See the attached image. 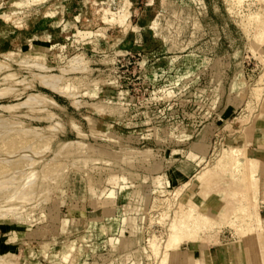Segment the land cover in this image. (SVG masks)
<instances>
[{
	"label": "rangeland",
	"instance_id": "374dc122",
	"mask_svg": "<svg viewBox=\"0 0 264 264\" xmlns=\"http://www.w3.org/2000/svg\"><path fill=\"white\" fill-rule=\"evenodd\" d=\"M238 2L0 0V264H156L179 172L214 165L228 96L239 122L264 80V0Z\"/></svg>",
	"mask_w": 264,
	"mask_h": 264
},
{
	"label": "bare ground",
	"instance_id": "6f19581e",
	"mask_svg": "<svg viewBox=\"0 0 264 264\" xmlns=\"http://www.w3.org/2000/svg\"><path fill=\"white\" fill-rule=\"evenodd\" d=\"M242 2H243V0H242ZM241 3L238 2V4H241ZM262 36L263 35L261 34V37ZM66 70H68V69L66 68ZM69 70L74 71L75 70L74 65H73V69H69ZM39 76L42 77L41 74ZM51 77L55 78L53 76H51ZM46 78H48V77H46ZM46 78L45 77L42 78L43 79L41 81L42 83L41 82L40 83L44 84L45 86L50 87L53 90H56V83H55L56 78L51 79V81L50 80L46 81ZM49 78H50V76H49ZM259 78H261V76ZM259 80L257 81L256 84L251 86V88L249 89L248 99L246 100L244 107H243V110L248 112V114H245V113L243 114L245 119H243L244 117L242 119H240L239 120L240 123H245V122L251 120L252 117H254V116H252V114H253L252 111L255 109L256 101L259 100L260 103L262 101L263 97H261V90L264 87L263 86L264 80H262V82H261V79H259ZM237 83L234 82L233 84L236 85ZM39 96L41 97V95H39ZM32 98H35V100H38L39 97L37 96V98H36L33 95ZM42 98L43 97H41V99H39V100H42ZM48 99H50V98H48ZM29 101H30V99H27L25 102L27 103ZM52 102H54V100H52ZM20 104L21 103H18L19 106H20ZM13 105L14 104H12V107H13ZM21 105H23V103ZM4 107L6 108L7 106L5 105ZM14 107H16V106H14ZM76 107H77V105H76ZM7 109L10 110L12 108L7 107ZM12 110H14V109H12ZM88 117H89V115H88ZM257 118L260 121H264V103H263L262 109H261L260 113L258 114ZM255 121H256V119H255ZM77 130H79V128ZM74 144H75L74 142H67L64 145L67 147V146H73ZM81 146H84V145H81ZM246 147H245V145L244 146H233V145H231L229 147H223L221 150H219L220 154L217 153L219 155L215 159V162L213 163L214 165L212 167H208L210 165L207 164L208 166H206V164H205V167L198 174V180H200L201 183H203V185L208 189L211 187V183L214 182V179H212V178H214L217 175L225 177L226 180H224L222 183H221L222 180H219L220 181L219 182L217 179V184H216V186L218 185L220 193L222 194L221 195V201L223 202L224 208L227 207L228 203H230V201L232 199H236V192L241 193L240 197L237 201V207L231 213V216L228 220V223H226V225H228L230 228H232L234 230L233 232L237 236L242 237V236H246L248 234H253L259 240V236L263 232L262 219L259 215L260 214L259 213L260 207H259V199H258V190H259L258 189V180L260 179L259 178V171H260L259 168H260V162L261 161L259 162V160H257L256 158L249 156L247 153ZM63 148H64V146H63ZM85 148L86 147H84V149ZM59 151H61V150H59ZM80 152H82V151H80ZM120 157H121L122 161L128 162V163H131L134 160V157H130V156L123 155ZM207 162H209V160ZM64 171L65 170H62V172L59 173L58 179H60L63 176ZM236 184L239 185L238 190L236 189V187H232V185L234 186ZM184 190H186V189H184ZM180 194H182V193H180ZM164 200H165V198H164ZM171 201L172 202H170V198H169L170 203L168 204L167 203L168 201L167 202L164 201V204L167 205L169 208L170 207L169 205L171 203H173L174 199ZM156 203L160 204L158 202H156ZM174 203H173V205H174ZM157 204H156V206L159 209ZM164 204H162V205H164ZM177 204H178L177 209L174 213L175 215H173V218L168 225V235L169 236H168V239L165 241V246L161 248V244H159V242L158 243L155 242L151 238L148 239V244L146 243V245H148L151 253L153 254V256L155 258L156 264H178V258L176 257L177 252L174 251L175 252L174 255L169 254L170 249L176 250L177 247L182 242H189L192 245L193 244L199 245L200 243H202V241L210 242V239H212L213 237H218L217 236L218 232H219L218 229L221 228V226H222L220 223L216 222L215 217H213L207 213H204L202 211H199L193 205H188V203L186 202V200L184 198H183V200L181 199L180 202ZM164 208H166V207H164ZM155 209H156V207H155ZM162 210H164V209H162ZM153 211H156V210H153ZM2 216H4V215H2ZM218 241L219 240L217 238V240L212 242V243H216ZM259 243H260V241H259ZM256 249H258V248H256ZM1 258L2 257L0 256V259ZM7 263L12 264V261H9Z\"/></svg>",
	"mask_w": 264,
	"mask_h": 264
},
{
	"label": "crops",
	"instance_id": "0c3cea01",
	"mask_svg": "<svg viewBox=\"0 0 264 264\" xmlns=\"http://www.w3.org/2000/svg\"><path fill=\"white\" fill-rule=\"evenodd\" d=\"M243 97V92L239 90L231 92L228 96L226 107L220 112V116L222 120L232 119L235 122L234 125L236 127L233 129L234 133L231 137L232 145L247 146L248 155L256 158L259 162L261 161L259 168L260 179L258 180V199L263 232L259 236V240L253 234L240 237L228 229L216 243L202 241L199 245H192L189 242H182L176 250H169V254L174 255V251L177 252L178 264H264V121H260L257 118L259 113L255 114L251 120L245 123L234 120L236 117L234 113L237 112V109L242 104ZM231 116L232 118H230ZM202 147L205 148V144ZM172 172L174 173V171ZM200 172L194 175L191 183V177L179 172L184 179L182 186H187L186 190H183L182 196L188 205H193L199 211L215 217L216 222L226 225L231 213L237 207V201L241 193L236 192V199H232L227 207L224 208L221 201L222 194L216 184L217 179L218 181L222 180V183L226 180L225 177L215 176L212 178L214 182L211 183V187L207 189L198 180ZM232 187H236L237 190L239 189L238 184L232 185Z\"/></svg>",
	"mask_w": 264,
	"mask_h": 264
}]
</instances>
